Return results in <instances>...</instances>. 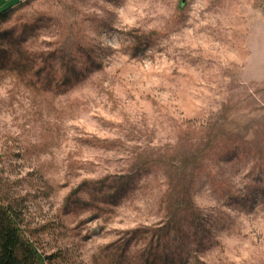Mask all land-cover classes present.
<instances>
[{
    "label": "rangeland",
    "instance_id": "obj_1",
    "mask_svg": "<svg viewBox=\"0 0 264 264\" xmlns=\"http://www.w3.org/2000/svg\"><path fill=\"white\" fill-rule=\"evenodd\" d=\"M3 13L0 189L50 264H264V0Z\"/></svg>",
    "mask_w": 264,
    "mask_h": 264
},
{
    "label": "trees",
    "instance_id": "obj_2",
    "mask_svg": "<svg viewBox=\"0 0 264 264\" xmlns=\"http://www.w3.org/2000/svg\"><path fill=\"white\" fill-rule=\"evenodd\" d=\"M50 260L25 235L18 213L0 189V264H50Z\"/></svg>",
    "mask_w": 264,
    "mask_h": 264
},
{
    "label": "built area",
    "instance_id": "obj_3",
    "mask_svg": "<svg viewBox=\"0 0 264 264\" xmlns=\"http://www.w3.org/2000/svg\"><path fill=\"white\" fill-rule=\"evenodd\" d=\"M24 1L26 0H18V3L20 4V3H23Z\"/></svg>",
    "mask_w": 264,
    "mask_h": 264
},
{
    "label": "water",
    "instance_id": "obj_4",
    "mask_svg": "<svg viewBox=\"0 0 264 264\" xmlns=\"http://www.w3.org/2000/svg\"><path fill=\"white\" fill-rule=\"evenodd\" d=\"M185 0H180V4L183 5Z\"/></svg>",
    "mask_w": 264,
    "mask_h": 264
}]
</instances>
